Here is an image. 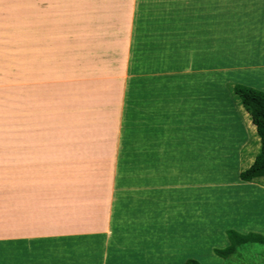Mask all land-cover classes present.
<instances>
[{
  "label": "crops",
  "instance_id": "obj_1",
  "mask_svg": "<svg viewBox=\"0 0 264 264\" xmlns=\"http://www.w3.org/2000/svg\"><path fill=\"white\" fill-rule=\"evenodd\" d=\"M190 1H53L61 13H45L57 21L51 27L45 21L37 39L35 71L27 60L28 84L38 79L44 92L28 96L20 157L11 151L7 171L0 175L5 181L0 243L17 246L16 260L30 259L37 243L50 242L43 246L69 250L64 260L72 264L76 247V257L87 264H107L120 254L128 256L126 261L134 253L142 257L140 264H157L152 238L168 230L172 244L174 229L180 230L174 228V216L188 211L186 204L200 202L198 197L205 199L207 190L215 192L211 198L222 196L225 215L237 208L223 228L221 247L231 230L264 234L259 230L264 229V176L240 179L259 153L260 139L234 93L240 82L264 92V52L250 60L234 56L238 64L216 61L213 49L210 67L195 65L199 56L193 53L190 59L189 30L182 36L185 44L173 46L174 22L182 29L188 24ZM256 1L257 18L264 22V0ZM43 3L46 7L48 0ZM175 50L182 56L178 69L171 66ZM193 65L198 68L191 70ZM207 71L214 74L206 77ZM216 75L225 80L232 101L228 109L222 108L221 97L205 99L207 83H213L207 78L220 80L217 89H222ZM226 163L231 174L223 173ZM129 177L132 182L124 181ZM117 193L121 208H115ZM147 193L143 207L140 199ZM253 203L258 207L249 209ZM130 211L144 216L128 223ZM197 212L194 223L206 220L200 208Z\"/></svg>",
  "mask_w": 264,
  "mask_h": 264
},
{
  "label": "rangeland",
  "instance_id": "obj_2",
  "mask_svg": "<svg viewBox=\"0 0 264 264\" xmlns=\"http://www.w3.org/2000/svg\"><path fill=\"white\" fill-rule=\"evenodd\" d=\"M53 1L48 0V4L45 7V3H43L45 0H0V175H5L7 171L5 165L10 162L11 151L14 152L15 156L20 157L22 140L26 138H23V126L26 125L24 112L27 109L28 96L35 95L36 97L39 93L42 94L44 92V82L35 79L28 84L26 80L28 76L27 60L31 63L30 70L35 71L39 45L37 39L43 34L45 21L48 27H51L57 21L56 19L45 18V13H61L57 10V6L56 8L54 7L56 4ZM255 6H258L256 0H191L190 21L188 24L185 23L184 29H182L181 23L174 22V48L182 43L184 32L189 30L188 36L191 46L189 50L191 57H189L192 59L193 53L194 56H199L195 62L196 64L194 63L197 66L202 67L201 65L204 63L206 64L204 67H210L213 64V49H215V57L218 62H237L234 56L240 58L241 54L250 60L253 58V54L264 52V22L257 18L259 15L257 11L260 9H254L256 8ZM147 7L150 8L151 6ZM172 7L176 8L178 5H172ZM49 16L51 17V15ZM214 23H217V25L211 28ZM137 25L139 29L142 26L140 21H138ZM198 34L203 36L202 40ZM182 44H185V42ZM178 55L181 61V52L175 50V55H173L174 63L171 62V66L176 69L180 68L181 63L177 61ZM186 56L188 55H184V57ZM237 63L240 64L239 62ZM193 68L198 67L193 65L191 70ZM257 72L259 76L262 75L261 70H257ZM210 73L211 75L214 74L212 71H207V74L204 73L203 75L208 77ZM35 74L36 72H33V75ZM216 77L221 79L222 89H217L220 80H216L213 77L207 78L212 79L213 83H207L205 99L207 101L221 97L222 108L228 109L232 101L230 100L228 103V92L224 89L225 80H223L221 75H216ZM259 81V79L255 80L254 83L259 84ZM240 83L241 85L245 84L244 82ZM130 94V103L132 104V92ZM206 132H209L208 128ZM207 136H214V132L207 134ZM210 161V159H207V164ZM129 169L133 171V166H130ZM231 171L232 165L226 163L223 173H230ZM209 174L211 175V173L206 171V175ZM124 181L132 182L133 178L129 177ZM122 182L123 180H121V184ZM4 183L5 181L0 176V187ZM212 194H215V192L207 190L205 199L198 197L200 202L186 204V206L190 207L188 211H186L187 208H183L182 214L181 212L176 213L174 216V228L179 227L180 230L174 229V242L172 244L168 242V230L164 233L167 237L165 243L164 234L158 233V237L161 238H152L153 248L151 256L154 257L152 261H157V264H183L187 259H196L204 264L218 263L213 249H221V239L224 236L223 228L231 224L232 219H230V216H237V208L230 209L225 215L224 208L227 205L219 203L222 196L216 198L208 196ZM151 195L153 196L152 193ZM140 200V205L146 206L148 204V193ZM122 202L120 193H117L115 208H121ZM252 207H258V205L253 203L249 209H253ZM197 208H200V216L206 219L200 223L196 220V223L192 221L194 217L199 216ZM138 214L144 216L141 211H138V213L130 211L125 220L130 223L133 217ZM186 219L189 220V225L186 223ZM165 225L166 223H161L162 228ZM259 230L264 232V229ZM260 235L264 236V234ZM47 243L50 242L37 243L36 245L39 248L33 251L30 255L31 258L25 259L24 262L14 258L18 252L16 245L0 243V264H72L71 260H64L66 253L65 259L68 258V255L70 256L69 250L60 247L57 249L49 246L44 247L43 245ZM162 244L167 246L168 249H164L161 246ZM154 248L157 253L155 255L152 254ZM79 252L80 249L78 247H76V252H72V257L75 259L73 264H76V261L79 264H87V262H81L76 257ZM133 255H131L132 259L126 261L127 255L111 256L107 264H140V259H142L140 254L134 253ZM82 260L87 259L83 258ZM147 264H150V262ZM222 264H264V245L258 243L246 245L245 249L238 248L235 255L229 260L223 261Z\"/></svg>",
  "mask_w": 264,
  "mask_h": 264
},
{
  "label": "trees",
  "instance_id": "obj_3",
  "mask_svg": "<svg viewBox=\"0 0 264 264\" xmlns=\"http://www.w3.org/2000/svg\"><path fill=\"white\" fill-rule=\"evenodd\" d=\"M234 93L239 99L241 105L245 111L249 114L253 125L256 127L257 135L260 139V151L257 154L252 165L240 173V179L245 182H250L253 179L264 176V92L255 90L242 85H236L234 87ZM257 149V148H255ZM255 154V151L252 153ZM251 159H248L243 168L250 165ZM228 237L227 245L221 247V249H213V253L218 259L220 264L223 261L229 260L235 255L238 248L250 245V244H261L264 245V236L260 234L249 233L246 235L239 234L236 231L226 232ZM183 264H204L196 259H188Z\"/></svg>",
  "mask_w": 264,
  "mask_h": 264
}]
</instances>
